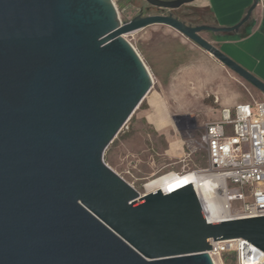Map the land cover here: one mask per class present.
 Masks as SVG:
<instances>
[{
	"label": "water",
	"instance_id": "95a60500",
	"mask_svg": "<svg viewBox=\"0 0 264 264\" xmlns=\"http://www.w3.org/2000/svg\"><path fill=\"white\" fill-rule=\"evenodd\" d=\"M178 10L196 0H145ZM172 13L121 22L113 0H0V264H214L210 241L264 251V217L210 223L192 184L140 195L104 154L153 79L125 35L172 28L264 95Z\"/></svg>",
	"mask_w": 264,
	"mask_h": 264
},
{
	"label": "rangeland",
	"instance_id": "374dc122",
	"mask_svg": "<svg viewBox=\"0 0 264 264\" xmlns=\"http://www.w3.org/2000/svg\"><path fill=\"white\" fill-rule=\"evenodd\" d=\"M113 3L123 23L138 16L148 4L145 0H113ZM169 13L194 26L202 25L204 20L211 23L209 12L192 4L173 11L153 8L147 15ZM201 36L213 45L217 42L213 33L204 32ZM124 38L144 61L153 85L105 151L104 162L143 196L148 194L145 185L151 180L208 167V152L201 137L205 124L218 120L221 114L213 93L216 86L207 84L208 79L223 81L243 102H261L264 95L239 76L190 78L187 70L202 59L200 47L170 27L153 25ZM159 118H165L167 129L157 131ZM261 189L264 191V184ZM222 261L236 264L234 253L224 255Z\"/></svg>",
	"mask_w": 264,
	"mask_h": 264
},
{
	"label": "built area",
	"instance_id": "2783aa9c",
	"mask_svg": "<svg viewBox=\"0 0 264 264\" xmlns=\"http://www.w3.org/2000/svg\"><path fill=\"white\" fill-rule=\"evenodd\" d=\"M201 143L208 152V167L192 174L222 185L229 213L219 222L264 217V101L223 109L219 120L205 124ZM216 184L210 189L214 197ZM210 245L214 264H222L229 253H234L236 264H264V251L245 240H211Z\"/></svg>",
	"mask_w": 264,
	"mask_h": 264
},
{
	"label": "crops",
	"instance_id": "0c3cea01",
	"mask_svg": "<svg viewBox=\"0 0 264 264\" xmlns=\"http://www.w3.org/2000/svg\"><path fill=\"white\" fill-rule=\"evenodd\" d=\"M253 2V0H196L192 5L210 11L212 26L233 27L243 20ZM214 35L217 41L214 45L217 48L264 82V0H259L250 21L241 28L237 35H230L228 39L225 38L227 35ZM199 49L202 59L187 70L190 78H238L209 53ZM206 83L216 86L213 93L218 98L221 111L223 109L234 110L239 105L254 103L239 100L238 93L232 91L231 88L228 89L223 81L208 79ZM161 119L159 118L156 122L157 131L168 128L169 124L166 123L165 118Z\"/></svg>",
	"mask_w": 264,
	"mask_h": 264
},
{
	"label": "bare ground",
	"instance_id": "6f19581e",
	"mask_svg": "<svg viewBox=\"0 0 264 264\" xmlns=\"http://www.w3.org/2000/svg\"><path fill=\"white\" fill-rule=\"evenodd\" d=\"M190 184L197 191L204 214L210 223H217L228 217V205L221 192L222 185L220 182H217V184L213 183L209 177H198L192 173L185 175L166 174V176L149 181L145 185V189L148 193H154L159 190L164 193H171ZM213 184H216L218 188L215 197L210 194Z\"/></svg>",
	"mask_w": 264,
	"mask_h": 264
},
{
	"label": "flooded vegetation",
	"instance_id": "af4514ba",
	"mask_svg": "<svg viewBox=\"0 0 264 264\" xmlns=\"http://www.w3.org/2000/svg\"><path fill=\"white\" fill-rule=\"evenodd\" d=\"M153 8L155 7H152L150 6L149 4H146L143 9L140 11L139 14H142L143 16H146L148 12H150ZM170 14V13H169ZM173 14V13H172ZM174 15V14H173Z\"/></svg>",
	"mask_w": 264,
	"mask_h": 264
},
{
	"label": "trees",
	"instance_id": "16d2710c",
	"mask_svg": "<svg viewBox=\"0 0 264 264\" xmlns=\"http://www.w3.org/2000/svg\"><path fill=\"white\" fill-rule=\"evenodd\" d=\"M205 10L209 12L210 17H211V13H210V11L207 10V9H205ZM210 19H211V18H210ZM182 21H184V20H182ZM204 21H205L204 23H206V25H207V24H208V25H211V23H212V22L210 23V22H208V21H206V20H204ZM184 22L187 23L188 25H192V26H194V24H193L192 22H191V23H190V22H187V21H184ZM211 26H212V25H211ZM230 37H231V36H228V35L225 36V38H227V39L230 38Z\"/></svg>",
	"mask_w": 264,
	"mask_h": 264
}]
</instances>
